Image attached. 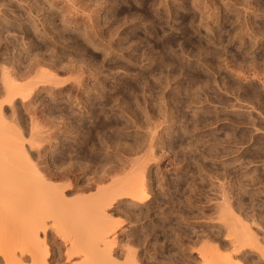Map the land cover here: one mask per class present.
Instances as JSON below:
<instances>
[{
	"label": "rangeland",
	"instance_id": "obj_1",
	"mask_svg": "<svg viewBox=\"0 0 264 264\" xmlns=\"http://www.w3.org/2000/svg\"><path fill=\"white\" fill-rule=\"evenodd\" d=\"M207 1H209V2L207 3ZM246 1L248 2L247 3L248 6L246 4ZM18 2H19V4H18ZM174 3L177 5V7ZM191 3H193L194 5ZM239 3H240V5H239ZM71 4H73V5H71ZM233 4H234V6H233ZM195 5H197V6H195ZM50 6H51V8H50ZM189 6H191V7H189ZM76 7H78V8H76ZM23 11H25V12H23ZM175 11L177 12V14ZM235 11H237V12L235 13ZM19 12H21V13H19ZM85 12H87L88 14ZM137 12H139L138 13L139 15L137 14ZM146 12L148 13V15ZM153 12H155V14ZM131 13H133L134 16L131 15ZM158 13H160V14H158ZM153 14H154V16H151ZM90 15H91V17H90ZM136 15H138V16H136ZM200 15H201L202 19L200 18ZM202 15H203V17H202ZM123 16H125V17H123ZM129 16H131V17H129ZM140 16H142V17H140ZM166 16L168 17V19ZM146 17H147V19H146ZM148 17H150V18L152 17V18L150 19ZM155 17H156V19H155ZM176 17L179 19H177ZM215 17H217V18H215ZM24 18H26L25 19L26 22H25ZM31 18H32V20H31ZM48 18H49V20H48ZM131 18L133 21L131 20ZM140 18H142V20ZM144 18H145V20H144ZM174 18H175V20H174ZM182 19H184V21ZM191 19L193 22L191 21ZM226 19H228V21ZM21 20H23V21H21ZM150 20H152V21H150ZM159 20H161V21H159ZM199 20H200V22H199ZM166 21H167V24H166ZM177 23H178V25H177ZM186 23L188 26L186 25ZM250 23L251 24L253 23V24L251 25ZM34 24H36V25H34ZM244 24L246 26H244ZM43 25H45V27ZM176 25H177V27H176ZM197 25H198V28H197ZM82 26L84 29L82 28ZM207 26H208V28H207ZM243 26L245 28H243ZM263 27H264V0H258V1L257 0H253V1L252 0L251 1L250 0H243V1L242 0H223V1L222 0H216V1L215 0H195V1L194 0H189V1L188 0H169V1L168 0H165V1H163V0H154V1L153 0H144V2H143V0H141V1H139V0H13V1L12 0H0V67L3 66V68H0L1 69V72H0V74H1L0 75V96L2 97L3 95H5L7 93L6 94V98H7L8 93H10V96H11V94L15 95L17 93L14 91H12L13 92L12 93L10 89H8V90H10L9 92L6 91L7 88L5 85H6V81L8 79L6 81H3V77H2L5 74H6L7 78H9V76L11 77V78H9V80L11 82L13 81L14 85L17 83L16 84L17 87L15 86L16 88H14L15 91L18 88L19 89L22 88L23 85L27 86L29 88L33 87V88H31V90L28 89V90H30L29 93L26 94L27 91L25 93L23 92L24 95L26 94L25 96L21 95L19 92V94L17 96H15L14 99L11 98V102H12L11 104H10V102H8L9 100H7V99H6L7 102H3L5 96H4V98L0 97V99H1L0 108L2 107L0 109V114H2V116L0 115V118H2L3 116L4 117L6 116L5 118L9 117V116L5 115V113L8 112V115H10V118H7V120L6 119H2V120L7 122L9 119L7 124H10L9 122L12 121L11 123H13L15 126L19 125L18 127H20V128L18 130L19 131L21 130L22 133L24 132L23 133V134H25V135H23L24 137H27V136L30 137V132H29L30 127L29 126H33V124L30 123L31 121H34L35 127L36 126L39 127V126H41V124H43V126L39 127V129L40 128L44 129L45 128L44 126L47 127L44 130L41 129L43 132L45 130L47 132V133L44 132L45 136H47V139H44L43 143H42L44 145L43 146V151H44L43 153L44 154L46 153V154H45V156L43 155L42 158L47 159V157L50 155L49 158L47 159V163L49 164L50 169L53 170V172L50 176V180L53 178L52 179L53 183L54 184L56 183L59 186H60V184L62 185V184H65L67 182L68 186L65 187L62 185L61 187L65 188L64 189V195H66L68 198L77 199L76 196H78V195L82 196V195H84V193H85L84 196H87L86 193L89 194V196H95L96 193L98 194V192L100 193V191H104V187L106 189V188L112 186L116 181L121 180V182L122 181L126 182L127 180L130 181V180H133L135 178H136L135 180H137L142 175L144 177L146 176L145 177L146 180L143 176H142L143 178L139 179L140 181L143 180L145 182V184L149 188H151V189H149L151 197L146 202H144V204L143 203L137 204L138 202H136L132 197H130V195L128 197L127 196L128 194H126V193H125L126 196L125 195L123 196V194H121V196H119V193L117 195V193L114 192V194L117 196V198H116V196H112L115 198L114 201H113V199L109 200L110 202L113 201L111 203L108 201L109 204H111V205H109L107 203L109 205V206L106 205L107 211L105 210L106 211L105 214L102 215V216H104L103 220H102L103 222L106 221L108 218L109 219H111V218L116 219V220L114 219V221L110 220L112 222V223H110L113 227V228L111 227L112 230L110 229L111 225H109V224H107L108 225L107 228H109V230H110L109 235L111 234V237L113 236L115 239L117 238L115 240V242L113 239L110 238V240L114 242L113 243L114 245H112V243L110 241V243L112 245L110 247L113 248L112 253H114L113 254L114 257L116 256V258H119V259H117V261H119V264L124 262L125 258H126V260H127V258H129V262L126 261L128 263L125 262V264H129L131 262L130 260H133L132 264H135L134 259H132V257H134L135 255L136 256L134 258L138 259V261H139V263L137 261L136 264L137 263L138 264H203V263L206 264L207 259H209L210 257H212V258L214 257L213 260L210 258L214 263L209 259L210 263H212V264L218 263L220 261V260H218V258L222 259V261L224 259V261H223L224 263H220V264H228V263L231 264L230 262H226V261H228L226 258L222 257L223 254L221 253V251L224 252V255H227L228 253L229 254L233 253V254H230V256L232 255L231 260H234V262L238 258L239 261H237V262H240L242 264H264V254H263L264 253V205H262V204H264V195H263L264 194V125H263L264 124V120H263L264 119V72H262V71H264V66H263L264 65V58H263L264 57V36H263L264 35V28ZM185 28H186V30H185ZM182 29H184V30H182ZM163 30H164V32H163ZM260 30H261V33H260ZM52 31H54V32H52ZM156 31H158V32H156ZM183 31H185L186 33L188 31V33L187 34L185 32L183 33ZM49 32H50V34H48ZM193 32H195V33H193ZM249 32H251L253 36L251 35V33L248 34ZM167 33H169L170 35ZM206 33H207V35H206ZM210 33H211V35H210ZM240 33H241V35L239 36ZM258 33L260 34L261 37L254 36V34L257 35ZM151 34H152V36H151ZM183 34H184V36H183ZM191 34H192V36H191ZM229 34H230V36H229ZM52 35H53V37H52ZM175 35H177V36L175 37ZM155 36H157V38ZM179 36H182V37L180 38ZM221 36H222V39H221ZM226 36H227V38H226ZM87 39H88V41H87ZM186 39L189 41H187ZM190 39H192V40H190ZM199 39H200V41H199ZM210 39H211V41H210ZM214 39H215V41H214ZM145 40H148V41H145ZM54 41H56V42H54ZM149 41H151V44ZM191 41H193V42H191ZM201 41H203L204 43ZM187 42H189V43H187ZM200 42L202 43V45H200ZM180 43H182V44H180ZM213 43H214V45H213ZM167 44H169V45H167ZM172 44H175V45H172ZM210 45H211V47H210ZM154 46H155V48H154ZM199 46H200V48H199ZM223 46H224V48H223ZM160 47L162 50L160 49ZM201 47L204 49L200 50ZM151 48L155 49V50H152ZM158 48H159V50H158ZM221 48H223V50ZM170 49H171V51H170ZM224 49H227L228 51L227 50L225 51ZM232 49H233V51H232ZM220 50H221V52H220ZM180 51H181V53H180ZM164 52H165V54H164ZM213 53L215 55H213ZM163 54L166 56H164ZM224 54L225 55L227 54V55L225 56ZM231 54H233L234 58H233V56H231ZM244 54H246L245 57L243 56ZM247 54H248V56H247ZM219 57L220 58L222 57V58L220 59ZM142 58L144 60H142ZM149 58H150V60H148ZM216 58H217V60H216ZM229 58H231V59H229ZM251 58H252V60H251ZM40 59H42L43 61ZM47 59L49 60V62ZM261 59H263V60L261 61ZM28 60H29V62H28ZM169 60H171L172 63ZM173 60H175V61H173ZM50 61H51V63H50ZM166 62H167V64H165ZM41 63H42L43 67H44V65H47V66H45V68L43 69V67L41 68ZM65 63H67L69 65L67 66V64H65ZM70 63H73V64L70 66ZM78 63H79V65H78ZM159 63H160V65H159ZM235 63H237V64H235ZM60 64H61V66H60ZM82 64H84L83 65L84 67L82 66ZM249 64H252V66ZM15 65H16V68H15ZM20 65H21V68L19 67ZM55 66H57L60 69H58ZM100 66H101V68H100ZM194 66H197V67H194ZM244 66H246V67L244 68ZM180 67H181V69H180ZM235 67H237L238 71L235 70L236 69ZM51 68H52V70H51ZM71 68L73 69V71H75L76 70L75 68H77V70H79V71H75L73 73ZM142 68H144L146 71ZM2 69H4V71ZM45 69L46 70L49 69L48 71L51 70L50 73H51V79L52 80H50V78L48 79V75H50V74H48L49 72L46 73L47 71L45 72L44 71ZM231 69H233V70H231ZM259 69H260V71H259ZM213 70H215V71H213ZM216 70H217V72H216ZM242 70H243V72H242ZM2 71L4 73H2ZM239 71H241V73ZM247 71H249V72H247ZM23 72L24 73L28 72V74L25 73V75H24ZM40 72L48 74V75L45 74L46 75L45 79L49 80L48 82L45 79L42 80L43 78L41 76H38L39 74H41ZM56 73H57V75H59L61 77L64 76L63 77L64 82L62 81L61 77H60L61 79L60 78L58 79V76L56 78L55 77L56 75L54 76L55 78L54 77L52 78V74L54 75ZM77 73H79V75H81V76H79ZM235 73H237V74H235ZM244 73H246V75ZM7 74H9V75L7 76ZM20 75L24 79H22L20 77ZM33 75H36L38 77V79L35 76H34V78H36L37 80L36 79L34 80L33 78H28V77H33ZM43 75L44 74H42V76ZM115 75L116 76L118 75V76L116 77ZM241 75H243L245 77L242 76L243 77L242 78ZM25 76H28V77L26 78ZM155 76H157V77H155ZM261 76H263V77L261 78ZM6 77L4 79H6ZM39 77L42 79H40ZM115 77H116V79H115ZM214 77H216V78H214ZM238 77H239V80H238ZM240 78H242V79H240ZM244 78H246V79L244 80ZM12 79H14L16 81V83ZM25 79H26V84L22 82V81H25ZM31 79L33 82L30 84ZM56 79H58V81ZM75 79H77L78 82H76ZM186 79H188V80H186ZM38 80H40V81H38ZM115 80H116V82H115ZM43 81H46V82H44V84L39 83V82H43ZM79 81H80V83H79ZM162 81H163V83H162ZM199 81H201V82H199ZM208 81H209V83H208ZM49 82H51V83H49ZM54 82L57 84H53ZM141 82L142 83L144 82V83L142 84ZM225 82H227V83H225ZM18 83L21 84L22 87L21 86L19 87ZM60 83L62 85H58ZM113 83H115V84H113ZM196 83H198V84L196 85ZM201 83H202V86H200ZM205 83H207V84H205ZM208 84H210V85H208ZM223 85H226L227 87L226 86L224 87ZM56 86H57V88H56ZM147 86H149V87L147 88ZM195 86H198L197 87L198 89H196ZM69 87H71V88H69ZM115 87H117V88H115ZM140 87H141V89H140ZM193 87H194V89H193ZM24 88H26V87H24ZM24 88L20 89V90L23 91ZM77 88L78 89L80 88V89L78 90ZM110 88H112V89H110ZM185 88H186V90H185ZM209 88H210V91L208 90ZM252 88H254V89H252ZM149 89H150V91H149ZM234 89H236V90H234ZM244 89H246V90H244ZM250 89H252V91ZM183 90H185V91H183ZM217 90H219V91H217ZM231 90H233V91H231ZM63 91H65V92H63ZM189 91H191V92H189ZM110 92L112 94L113 93L114 94L111 95ZM141 92H142V94H140ZM147 92H148V95H147ZM192 92H193V94H192ZM207 92H208V94H207ZM1 93H3V95ZM74 93H75V95H74ZM71 94H73V95H71ZM199 94L202 96H200ZM208 95H209V97H208ZM258 95H259V97H258ZM22 96H23L24 100L22 99ZM112 96L115 97L114 98L115 100L112 99ZM225 96H226V98H225ZM253 96H255V97H253ZM132 97H135V98L133 99ZM163 97H165V98H163ZM195 97H196V99H195ZM183 98H185V99L183 100ZM198 98L201 100H199ZM218 98H219V100H218ZM241 98L243 99V101ZM123 99H124V101H123ZM150 99L152 101H150ZM157 99H158V101H157ZM135 102H136V105H135ZM159 102H160V104H159ZM161 102L164 104H162ZM221 102H223L224 104ZM1 103H3V104H1ZM53 103H55V104H53ZM185 103H186V105H185ZM228 103L233 104L234 106L230 105ZM247 103H249L250 106ZM193 104H194V106H193ZM11 105L13 106V108ZM134 105L136 107H134ZM222 105H224V106H222ZM235 105H237L236 108H234ZM260 105H261V107H260ZM227 106H228V108H227ZM245 106H247L248 108ZM164 107H165V109H164ZM193 108H195V109H193ZM14 109H15V111H11ZM129 110L131 111V113ZM78 111H80V112H78ZM168 111H169V113H168ZM68 112H70V113H68ZM192 112H195V113H192ZM9 113H11L12 116ZM252 113H254V114H252ZM69 114L71 116H69ZM144 114H145V116H144ZM192 114L193 115L195 114L194 117ZM119 115L121 116V118ZM252 115H253V117H251ZM15 117H16V119H14ZM17 117L18 118L20 117L19 118L20 120ZM31 118H32V120H30ZM70 120H72V122ZM139 120H142V121H139ZM168 120H170V121H168ZM194 120H196L197 122ZM35 121H36V123L38 121L39 122L37 124H35ZM125 121H126V123H124ZM145 121H147L148 123ZM167 121H168V123H167ZM175 121H176V123H175ZM149 122L151 125L149 124ZM52 123H54L55 126ZM88 123H90V124H88ZM127 123L129 124V126ZM253 123H255V124H253ZM258 123H260V124H258ZM13 124H11V125H13ZM131 124H132V126H131ZM139 124H141L142 126ZM144 124H145V127H144ZM188 124H190L191 127ZM68 127H70V128H68ZM153 128H154V130H153ZM160 128H162V129H160ZM12 129H14V128H12ZM146 131H148V132H146ZM18 133L15 132V134H18ZM48 133H49V135H47ZM113 133L115 134V137H114ZM155 133H156V136H155ZM170 133H171V135H170ZM20 135H22V134H20ZM179 135H181V136H179ZM54 136H55V138H54ZM158 136H160V137H158ZM19 137H16V138H19ZM28 137H27L26 141L24 140L27 148H29L31 146L30 144H28L30 142H27L30 140V138L28 140ZM155 138L160 139V140L157 141ZM184 138H187V139H184ZM81 139H82V141H81ZM106 139H109V141ZM45 140H46V142H45ZM192 140H193L194 144H192ZM180 141H181V143H179ZM188 141H189V143H188ZM146 142H148V143H146ZM97 143H99V144H97ZM120 143H121V146H120ZM129 143H130V145H129ZM131 144H133V145H131ZM111 145H112V147H111ZM145 145H146V147H145ZM153 145H155V146H153ZM170 145H171V147H170ZM47 147H48V149H47ZM74 147H76V148H74ZM124 147H125V149H124ZM149 147L152 148L151 151H150ZM185 147H186V149H185ZM130 148H131V150H130ZM188 149H189V151H187ZM135 150H136V152H135ZM191 150H192V152H191ZM29 151L32 153L30 154ZM29 151H28L29 155L32 156V158H34V157L36 158V156L38 155L37 150L31 151V149H30ZM180 151H181V153H180ZM193 151H195V152H193ZM72 152H74V153H72ZM138 152H140V153L138 154ZM142 152L145 155H143ZM153 152H155V153H153ZM128 155H130V156H128ZM38 156H40V154ZM138 156H139V158H138ZM151 156H152V159H151ZM122 157H125L127 159H125V158L123 159ZM129 157H130L132 162L129 161L130 160ZM144 157H146V158H144ZM147 158H149V159H147ZM139 159H140V161L143 159L145 161L143 160L140 162ZM134 160L135 161L137 160L140 162V163L139 162L137 163L139 166H137L136 163H135L136 165L134 164L135 166L133 165V163L135 162ZM146 160H149V161H146ZM62 161H63L62 165L59 166L61 164L60 162H62ZM65 161H67V162H65ZM127 161H128V163H127ZM87 162H88V164H87ZM101 162L103 164H101ZM147 162H149V163H147ZM47 163H44V165L45 166L48 165ZM110 163H111V167L109 166ZM143 163H144V165H142ZM127 164H130V165L127 167ZM103 165H105V166H103ZM120 165H121V171L119 169V172H118L117 168H120ZM62 166H64V167H62ZM80 166H82V167L84 166V168H82ZM106 166H107V168H106ZM115 166L117 168H115ZM133 166H134L133 170L132 169L130 170V168ZM104 167H105V169H107V171H110V173L109 172L107 174L104 173L103 172V171H105ZM108 167H109V169H108ZM125 167H127L129 169L127 170ZM187 167H189V168L187 169ZM61 168H62V170L65 169V171L64 170L62 171ZM68 168H69V170H67ZM94 168H96V170ZM101 169H102V171H101ZM94 170H95V173H94ZM112 170H115V171L117 170V174H119V176L120 175L123 176V174L125 175L127 173H129L131 175L127 174L126 176L122 177L123 179L122 178L120 179L117 174L115 175V173H116L115 171H114L115 172L114 174L111 173ZM194 170H195V172H194ZM54 172L55 173L58 172L57 174H59L61 177L64 175L62 177V180H61V177L60 178L58 177L59 175H54L55 174ZM62 172H63V174H61ZM65 172H66V175L64 174ZM101 172L103 174H101ZM136 172L141 173V174L143 173V174L141 176H138V178H137V176L136 177L132 176V175H135L133 173H136ZM96 173L97 174L99 173L100 175H102L100 177H103L104 181L102 180V182H101L100 180H96L97 177H98L97 179H100L99 176H96ZM111 174L113 177L111 176ZM52 175H54V176L52 177ZM128 175H129L130 179L129 178L127 179ZM137 175H139V174H137ZM131 176H132V178H131ZM222 176H224V177H222ZM252 176H254V177H252ZM94 177H95V179H94ZM108 177H109V180H108ZM124 177H126L127 180H124L125 179ZM63 178L65 180V183H64ZM110 178H111V180L113 178H115L116 181L114 183L112 182V184H111ZM118 178H119V180H117ZM234 178H236V179H234ZM92 179H94V180H92ZM244 179H245V181H244ZM139 180H137V181H139ZM191 180H192V182L194 180V182L192 183ZM95 181H97L98 183ZM113 181H114V179H113ZM220 181H222V183ZM90 182H91L92 186L89 185ZM225 182L226 183L228 182V183L226 184ZM83 183H84V185H83ZM87 183H88V185H86ZM96 183H97V186H96ZM176 183H178V184H176ZM67 184H65V185H67ZM78 184H81L83 186L86 185L88 187H86L83 190L82 189L81 190L76 189ZM108 184H109V186L106 187V185H108ZM165 184H168V185H165ZM172 184L175 186H173ZM122 185H123L122 188H126V187H124L125 184H122ZM222 185L224 187H222ZM95 187H96V189H95ZM88 188H89V190H87ZM76 190L79 193H76ZM78 190H80V191H78ZM84 190H86V191H84ZM90 190L93 192H91ZM120 190H121V188H120ZM151 190H152V192H151ZM257 190H258V192H257ZM81 191H83L84 193H82ZM73 192L75 193V195H73L74 194ZM117 192H120V191H117ZM259 192H261L262 196L260 195ZM92 193H94V194L92 195ZM253 193L255 194V196L257 198L254 196ZM80 194H82V195H80ZM68 195H70V197ZM219 195H220V199H219ZM71 196H73V197H71ZM118 196L120 197L119 199H118ZM211 197L212 198L214 197V198L212 199ZM221 197H223L222 198L223 201L221 200ZM130 198H132L133 201ZM178 199H181L183 201L178 200ZM214 200H216V201L219 200V201H217L218 204ZM243 201L245 203H242ZM172 202H173V204H172ZM181 203H183V204L181 205ZM251 203H252V206L250 207ZM222 204H224V205H222ZM226 204H227V206H226ZM243 204H245V205L247 204V205L244 206ZM256 204L258 207L255 206ZM107 207H109V208L107 209ZM225 207H227V208H225ZM246 207H247V209H246ZM252 207H253V209H252L253 211L250 209ZM228 208H230V209H228ZM222 209H223V212H221ZM128 210L130 213L128 212ZM107 212L112 214V216L110 214H109L110 216H108ZM213 212H215L217 214V216ZM220 212H221L222 216H219ZM227 212H230V213H227ZM231 213H234V214H232V217H230ZM252 213H253V215H252ZM139 214H141V215H139ZM260 214H261V217L259 218ZM113 215L117 216V218L114 217ZM134 215H135V217H134ZM105 216L106 217L108 216V217L105 219ZM210 216L212 217V219L210 218ZM220 217H222L224 219V221L222 220L223 223L219 222L218 219H220ZM237 217H239V218H237ZM135 218H137V219H135ZM228 218H230V219H228ZM242 218H244V219H242ZM261 218H263V219H261ZM109 219L106 221V223H108ZM166 219H168V220H166ZM238 219H242L241 222H243V220H245L244 223H246L248 221L247 223L249 225H247V229H249L248 226H250L251 229L252 228L254 229V231L252 229L253 235H251L250 238L252 236L255 237L256 233L259 234L256 238H257V240H259V242L261 241L259 243L260 246H259V244H257V246L255 244H253L254 243L253 241H252L253 243L250 242L251 239L249 240V242H247L249 239V235H250V233L248 234V232H250L251 230L248 231L246 228H244V226H243L244 223L242 225ZM120 221H122V222H120ZM231 221H232V223H231ZM236 221H237V224H236ZM226 222L228 223V225ZM238 223H240L239 224L240 226L238 225ZM257 223L259 225H257ZM233 224L236 226H234ZM116 225H118V226H116ZM115 226H116V228H115ZM221 226L224 228H222ZM229 226H230V230H229ZM232 226H233V230L237 229V228H239V229L243 228L242 230H244L245 235H243L244 233L242 230L237 229V231L238 230L240 231V232H237L235 230V232L238 233V235H237L238 238H237L235 236L236 234L233 233L234 231L231 230ZM60 229H61L63 234H66L67 232L70 231V228H68L67 231L63 230V229H65V227H63V226ZM228 230H229V232H228ZM245 230H247V232ZM114 231H115L116 235L114 234ZM162 231H163V233H162ZM225 231H227V232H225ZM153 232H155V233H153ZM230 232L232 234H235L234 235L235 240H234V238L230 239L232 236V234ZM62 233L60 232L59 234H62ZM240 233L242 235H239ZM254 233H255V235H254ZM55 234H57V235H55ZM112 234H114V235H112ZM176 234L178 235V237ZM228 235H231V236H228ZM247 236H248V238H247ZM51 237H53V238H51ZM242 237H244V238H242ZM59 238L61 239V237H58L57 232H51L50 236L46 238V240L48 239V241H46V242H48L47 247L48 248L50 247L49 248L50 253L56 254V250L59 249L58 247L63 245L64 241L61 239L62 241L60 240V243H59ZM240 238H241V240H240ZM256 238L254 239V241H257ZM236 239H238V240H236ZM232 240H233V242H232ZM158 241H160V242H158ZM210 241H213V242H210ZM235 241H237V243L239 241V244L241 241L240 245L244 244L242 246H240L239 244H238L239 246L236 245V247H238L237 252H236V250L234 251V249L232 248V245L235 246V244H237ZM243 241H245V242L243 243ZM49 242H51L52 245H50L51 243H49ZM203 243H204V245H203ZM248 243L249 244L252 243L253 245L251 244L249 247ZM60 244H62V245H60ZM213 244H214V246H213ZM215 244L216 245L218 244V245L216 246ZM63 246H62L63 248L60 247L61 249L58 250V251L61 250L62 253L57 251V254H60V255L56 254V258H57V256H59L57 259L62 258V260H63L62 262H64V264H73V263L76 264V262H78V261L80 262L81 259L76 261V258L78 259L79 256H75L72 259L66 261L67 259H65L66 256H65V251H64L65 250V244ZM209 246H211L210 249H213V251L209 249ZM223 246H225V247H223ZM230 246L232 249L229 248ZM251 246H253L254 248ZM176 247H178V248H176ZM55 248H56V250H55ZM203 248L204 249L206 248L207 251L210 250V254H209V251L206 252V250H203ZM51 249H53V250H51ZM122 249L124 250V252ZM214 249H216L217 251H215ZM220 249H221V251H220ZM240 249H242V250H240ZM261 249H263V250H261ZM214 251L216 253H218L220 255V257H217L215 259L216 254ZM117 252H119V253H117ZM125 252L128 253V254L126 253L127 256L130 255L131 257L130 256L129 257H123ZM137 252H138V254H137ZM201 252H202V255H201ZM225 253H227V254H225ZM205 254H207L205 257H207L208 255H210V257L207 259L204 258L203 256ZM214 254H215V256H214ZM179 255H180V257H179ZM201 256L204 259H206V261L201 263V261L204 260ZM121 257H122V260L124 259L123 261L120 260ZM148 257H149V259H148ZM195 257H196V259H195ZM201 259H203V260H201ZM225 259H226V261H225ZM216 260H218V262H216ZM122 264H124V263H122ZM207 264H209V263H207Z\"/></svg>",
	"mask_w": 264,
	"mask_h": 264
},
{
	"label": "bare ground",
	"instance_id": "obj_2",
	"mask_svg": "<svg viewBox=\"0 0 264 264\" xmlns=\"http://www.w3.org/2000/svg\"><path fill=\"white\" fill-rule=\"evenodd\" d=\"M13 1V0H12ZM139 1H141V0H139ZM154 1V0H153ZM163 1H165V0H163ZM169 1V0H168ZM189 1V0H188ZM195 1V0H194ZM216 1V0H215ZM223 1V0H222ZM243 1V0H242ZM251 1V0H250ZM253 1V0H252ZM258 1V0H257ZM21 2V1H20ZM66 2V1H65ZM73 2V1H72ZM143 2H144V0H143ZM158 2V1H157ZM200 2V1H199ZM209 1H207V3H208ZM241 2V1H240ZM245 2V1H244ZM262 2V1H261ZM12 3V2H11ZM130 3V2H129ZM152 3V2H151ZM150 3V4H151ZM184 3V2H183ZM189 3V2H188ZM248 2L246 1V4H247ZM18 4H19V2H18ZM22 4V3H21ZM44 4V3H43ZM79 4V3H78ZM149 4V3H148ZM164 4V3H163ZM175 4V3H174ZM190 4V3H189ZM191 4H193V3H191ZM214 4V3H213ZM11 5V4H10ZM61 5V4H60ZM71 5H73V4H71ZM76 5V4H75ZM130 5V4H129ZM128 5V6H129ZM132 5V4H131ZM156 5V4H155ZM154 5V6H155ZM176 5V4H175ZM194 5V4H193ZM209 5V4H208ZM239 5H240V3H239ZM44 6V5H43ZM48 6V5H47ZM77 6V5H76ZM153 6V5H152ZM195 6H197V5H195ZM207 6V5H206ZM233 6H234V4H233ZM247 6H248V4H247ZM75 7V6H74ZM156 7V6H155ZM173 7V6H172ZM176 7H177V5H176ZM189 7H191V6H189ZM188 7V8H189ZM199 7V6H198ZM208 7V6H207ZM217 7V6H216ZM239 7V6H238ZM261 7V6H260ZM16 8V7H15ZM22 8V7H21ZM50 8H51V6H50ZM73 8V7H72ZM76 8H78V7H76ZM180 8V7H179ZM182 8V7H181ZM212 8V7H211ZM214 8V7H213ZM244 8V7H243ZM246 8V7H245ZM155 9V8H154ZM158 9V8H157ZM165 9V8H164ZM192 9V8H191ZM249 9V8H248ZM251 9V8H250ZM142 10V9H141ZM153 10V9H152ZM189 10V9H188ZM203 10V9H202ZM240 10V9H239ZM262 10V9H261ZM29 11V10H28ZM139 11V10H138ZM154 11V10H153ZM172 11V10H171ZM181 11V10H180ZM196 11V10H195ZM208 11V10H207ZM227 11V10H226ZM242 11V10H241ZM240 11V12H241ZM23 12H25V11H23ZM51 12V11H50ZM130 12V11H129ZM132 12V11H131ZM156 12V11H155ZM155 12H153L154 14H155ZM161 12V11H160ZM163 12V11H162ZM176 12V11H175ZM211 12V11H210ZM219 12V11H218ZM230 12V11H229ZM237 11H235V13H236ZM3 13V12H2ZM19 13H21V12H19ZM83 13V12H82ZM85 13H87V12H85ZM139 12H137V14H138ZM143 13V12H142ZM147 13V12H146ZM152 13V12H151ZM166 13V12H165ZM168 13V12H167ZM173 13V12H172ZM215 13V12H214ZM244 13V12H243ZM25 14V13H24ZM88 14V13H87ZM154 14L153 15H151V16H154ZM158 14H160V13H158ZM169 14V13H168ZM176 14H177V12H176ZM183 14V13H182ZM189 14V13H188ZM218 14V13H217ZM241 14V13H240ZM248 14V13H247ZM131 15H133V13H131ZM139 15V14H138ZM138 15H136V16H138ZM142 15V14H141ZM145 15V14H144ZM147 15H148V13H147ZM146 15V16H147ZM163 15V14H162ZM193 15V14H192ZM211 15V14H210ZM228 15V14H227ZM232 15V14H231ZM33 16V15H32ZM89 16V15H88ZM134 16V15H133ZM195 16V15H194ZM193 16V17H194ZM198 16V15H197ZM224 16V15H223ZM222 16V17H223ZM237 16V15H236ZM247 16V15H246ZM19 17V16H18ZM74 17V16H73ZM90 17H91V15H90ZM123 17H125V16H123ZM128 17V16H127ZM129 17H131V16H129ZM140 17H142V16H140ZM167 17V16H166ZM165 17V18H166ZM178 17V16H177ZM176 17V18H177ZM196 17V16H195ZM202 17H203V15H202ZM228 17V16H227ZM233 17V16H232ZM243 17V16H242ZM250 17V16H249ZM88 18V17H87ZM137 18V17H136ZM148 18H150V17H148ZM152 18V17H151ZM150 18V19H151ZM199 18V17H198ZM200 18H201V15H200ZM215 18H217V17H215ZM234 18V17H233ZM26 18H24V20H25ZM130 19V18H129ZM141 20H142V18H140ZM146 19H147V17H146ZM154 19V18H153ZM152 19V20H153ZM155 19H156V17H155ZM161 19V18H160ZM167 19H168V17H167ZM177 19H179V18H177ZM176 19V20H177ZM187 19V18H186ZM202 19V18H201ZM231 19V18H230ZM242 19V18H241ZM31 20H32V18H31ZM47 20V19H46ZM48 20H49V18H48ZM87 20V19H86ZM90 20V19H89ZM92 20V19H91ZM124 20V19H123ZM131 20H132V18H131ZM144 20H145V18H144ZM152 20H150V21H152ZM174 20H175V18H174ZM183 21H184V19H182ZM198 20V19H197ZM210 20V19H209ZM227 21H228V19H226ZM238 20V19H237ZM250 20V19H249ZM21 21H23V20H21ZM20 21V22H21ZM51 21V20H50ZM88 21V20H87ZM121 21V20H120ZM125 21V20H124ZM133 21V20H132ZM131 21V22H132ZM135 21V20H134ZM159 21H161V20H159ZM168 21V20H167ZM167 21H166V24H167ZM191 21H192V19H191ZM204 21V20H203ZM223 21V20H222ZM235 21V20H234ZM245 21V20H244ZM243 21V22H244ZM25 22H26V20H25ZM31 22V21H30ZM47 22V21H46ZM77 22V21H76ZM122 22V21H121ZM148 22V21H147ZM193 22V21H192ZM197 22V21H196ZM199 22H200V20H199ZM236 22V21H235ZM234 22V23H235ZM256 22V21H255ZM34 23V22H33ZM52 23V22H51ZM84 23V22H83ZM93 23V22H92ZM128 23V22H127ZM157 23V22H156ZM165 23V22H164ZM173 23V22H172ZM180 23V22H179ZM191 23V22H190ZM195 23V22H194ZM198 23V22H197ZM233 23V22H232ZM246 23V22H245ZM254 23V22H253ZM252 23V24H253ZM257 23V22H256ZM255 23V24H256ZM85 24V23H84ZM97 24V23H96ZM119 24V23H118ZM125 24V23H124ZM155 24V23H154ZM162 24V23H161ZM189 24V23H188ZM196 24V23H195ZM202 24V23H201ZM225 24V23H224ZM237 24V23H236ZM251 24V23H250ZM251 24V25H252ZM263 24V23H262ZM34 25H36V24H34ZM177 25H178V23H177ZM177 25H176V27H177ZM186 25H187V23H186ZM227 25V24H226ZM44 27H45V25H43ZM49 26V25H48ZM148 26V25H147ZM188 26V25H187ZM196 26V25H195ZM240 26V25H239ZM244 26H246L245 24H244ZM243 26V28H245ZM27 27V26H26ZM35 27V26H34ZM53 27V26H52ZM86 27V26H85ZM156 27V26H155ZM173 27V26H172ZM180 27V26H179ZM222 27V26H221ZM230 27V26H229ZM228 27V28H229ZM250 27V26H249ZM29 28V27H28ZM31 28V27H30ZM39 28V27H38ZM41 28V27H40ZM82 28H83V26H82ZM151 28V27H150ZM197 28H198V25H197ZM207 28H208V26H207ZM238 28V27H237ZM256 28V27H255ZM259 28V27H258ZM264 28V27H263ZM36 29V28H35ZM46 29V28H45ZM84 29V28H83ZM191 29V28H190ZM211 29V28H210ZM222 29V28H221ZM234 29V28H233ZM236 29V28H235ZM261 29V28H260ZM37 30V29H36ZM44 30V29H43ZM97 30V29H96ZM151 30V29H150ZM157 30V29H156ZM171 30V29H170ZM182 30H184V29H182ZM185 30H186V28H185ZM195 30V29H194ZM201 30V29H200ZM229 30V29H228ZM239 30V29H238ZM257 30V29H256ZM47 31V30H46ZM83 31V30H82ZM85 31V30H84ZM94 31V30H93ZM99 31V30H98ZM152 31V30H151ZM169 31V30H168ZM167 31V32H168ZM177 31V30H176ZM193 31V30H192ZM198 31V30H197ZM230 31V30H229ZM243 31V30H242ZM247 31V30H246ZM245 31V32H246ZM254 31V30H253ZM37 32V31H36ZM39 32V31H38ZM52 32H54V31H52ZM90 32V31H89ZM156 32H158V31H156ZM163 32H164V30H163ZM170 32V31H169ZM175 32V31H174ZM178 32V31H177ZM185 31H183V33H184ZM199 32V31H198ZM197 32V33H198ZM208 32V31H207ZM41 33V32H40ZM86 33V32H85ZM84 33V34H85ZM101 33V32H100ZM151 33V32H150ZM181 33V32H180ZM186 33V32H185ZM187 33H188V31H187ZM186 33V34H187ZM190 33V32H189ZM193 33H195V32H193ZM230 33V32H229ZM251 32H249L248 34H250ZM260 33H261V30H260ZM263 33V32H262ZM48 34H50V32L48 33ZM91 34V33H90ZM155 34V33H154ZM164 34V33H163ZM167 34H169V33H167ZM166 34V35H167ZM172 34V33H171ZM176 34V33H175ZM178 34V33H177ZM243 34V33H242ZM247 34V33H246ZM259 34V33H258ZM256 35V34H254V36H258V37H261L260 36V34L259 35ZM87 35V34H86ZM100 35V34H99ZM149 35V34H148ZM158 35V34H157ZM162 35V34H161ZM160 35V36H161ZM170 35V34H169ZM206 35H207V33H206ZM210 35H211V33H210ZM234 35V34H233ZM241 35V33L239 34V36ZM251 35H252V33H251ZM59 36V35H58ZM98 36V35H97ZM151 36H152V34H151ZM177 35H175V37H176ZM183 36H184V34H183ZM191 36H192V34H191ZM220 36V35H219ZM229 36H230V34H229ZM249 36V35H248ZM253 36V35H252ZM264 36V35H263ZM52 37H53V35H52ZM149 37V36H148ZM156 38H157V36H155ZM162 37V36H161ZM172 37V36H171ZM180 38L182 37V36H179ZM196 37V36H195ZM218 37V36H217ZM234 37V36H233ZM91 38V37H90ZM104 38V37H103ZM191 38V37H190ZM197 38V37H196ZM199 38V37H198ZM205 38V37H204ZM211 38V37H210ZM226 38H227V36H226ZM86 39V38H85ZM146 39V38H145ZM177 39V38H176ZM183 39V38H182ZM202 39V38H201ZM219 39V38H218ZM221 39H222V36H221ZM225 39V38H224ZM241 39V38H240ZM256 39V38H255ZM102 40V39H101ZM168 40V39H167ZM173 40V39H172ZM187 40V39H186ZM190 40H192V39H190ZM208 40V39H207ZM220 40V39H219ZM229 40V39H228ZM227 40V41H228ZM231 40V39H230ZM259 40V39H258ZM87 41H88V39H87ZM98 41V40H97ZM143 41V40H142ZM145 41H148V40H145ZM152 41V40H151ZM151 41H149L150 42V44H151ZM166 41V40H165ZM177 41V40H176ZM180 41V40H179ZM185 41V40H184ZM187 41H189V40H187ZM199 41H200V39H199ZM210 41H211V39H210ZM214 41H215V39H214ZM217 41V40H216ZM221 41V40H220ZM54 42H56V41H54ZM95 42V41H94ZM101 42V41H100ZM99 42V43H100ZM104 42V41H103ZM183 42V41H182ZM191 42H193V41H191ZM201 42H203V41H201ZM200 42V45H202V43ZM208 42V41H207ZM229 42V41H228ZM231 42V41H230ZM241 42V41H240ZM50 43V42H49ZM89 43V42H88ZM96 43V42H95ZM134 43V42H133ZM187 43H189V42H187ZM204 43V42H203ZM234 43V42H233ZM236 43V42H235ZM255 43V42H254ZM263 43V42H262ZM141 44V43H140ZM171 44V43H170ZM180 44H182V43H180ZM199 44V43H198ZM207 44V43H206ZM210 44V43H209ZM221 44V43H220ZM219 44V45H220ZM53 45V44H52ZM106 45V44H105ZM167 45H169V44H167ZM172 45H175V44H172ZM184 45V44H183ZM182 45V46H183ZM197 45V44H196ZM195 45V46H196ZM213 45H214V43H213ZM216 45V44H215ZM222 45V44H221ZM99 46V45H98ZM141 46V45H140ZM150 46V45H149ZM177 46V45H176ZM175 46V47H176ZM188 46V45H187ZM198 46V45H197ZM225 46V45H224ZM224 46H223V48H224ZM239 46V45H238ZM252 46V45H251ZM169 47V46H168ZM210 47H211V45H210ZM144 48V47H143ZM153 48V47H152ZM151 48V49H152ZM154 48H155V46H154ZM163 48V47H162ZM195 48V47H194ZM199 48H200V46H199ZM223 48H221L222 50H223ZM248 48V47H247ZM257 48V47H256ZM160 49H161V47H160ZM179 49V48H178ZM187 49V48H186ZM198 49V48H197ZM202 49H204V48H202L201 47V49L200 50H202ZM207 49V48H206ZM220 49V48H219ZM230 49V48H229ZM244 49V48H243ZM259 49V48H258ZM152 50H155V49H152ZM158 50H159V48H158ZM162 50V49H161ZM160 50V51H161ZM214 50V49H213ZM217 50V49H216ZM215 50V51H216ZM225 51L227 50V49H224ZM242 50V49H241ZM27 51V50H26ZM170 51H171V49H170ZM185 51V50H184ZM228 51V50H227ZM231 51V50H230ZM232 51H233V49H232ZM261 51V50H260ZM153 52V51H152ZM163 52V51H162ZM186 52V51H185ZM220 52H221V50H220ZM223 52V51H222ZM247 52V51H246ZM255 52V51H254ZM109 53V52H108ZM149 53V52H148ZM151 53V52H150ZM155 53V52H154ZM177 53V52H176ZM180 53H181V51H180ZM188 53V52H187ZM186 53V54H187ZM218 53V52H217ZM226 53V52H225ZM245 53V52H244ZM42 54V53H41ZM164 54H165V52H164ZM163 54V55H164ZM201 54V53H200ZM220 54V53H219ZM218 54V55H219ZM146 55V54H145ZM168 55V54H167ZM172 55V54H171ZM185 55V54H184ZM210 55V54H209ZM213 55H215L214 53H213ZM221 55V54H220ZM225 55V54H224ZM227 55V54H226ZM225 55V56H226ZM242 55V54H241ZM245 55L246 54H244L243 56L245 57ZM24 56V55H23ZM43 56V55H42ZM148 56V55H147ZM161 56V55H160ZM164 56H166V55H164ZM189 56V55H188ZM191 56V55H190ZM231 56H233V54H231ZM247 56H248V54H247ZM252 56V55H251ZM254 56V55H253ZM50 57V56H49ZM168 57V56H167ZM177 57V56H176ZM187 57V56H186ZM209 57V56H208ZM215 57V56H214ZM250 57V56H249ZM259 57V56H258ZM32 58V57H31ZM40 58V57H39ZM42 58V57H41ZM145 58V57H144ZM182 58V57H181ZM202 58V57H201ZM220 58V57H219ZM222 58V57H221ZM220 58V59H221ZM233 58H234V56H233ZM264 58V57H263ZM26 59V58H25ZM163 59V58H162ZM214 59V58H213ZM229 59H231V58H229ZM250 59V58H249ZM40 60H42V59H40ZM48 60V59H47ZM46 60V61H47ZM142 60H144L143 58H142ZM148 60H150V58L148 59ZM154 60V59H153ZM176 60V59H175ZM175 60H173V61H175ZM212 60V59H211ZM215 60V59H214ZM216 60H217V58H216ZM227 60V59H226ZM233 60V59H232ZM251 60H252V58H251ZM257 60V59H256ZM263 59H261V61H262ZM27 61V60H26ZM43 61V60H42ZM53 61V60H52ZM131 61V60H130ZM162 61V60H161ZM170 62H171V60H169ZM195 61V60H194ZM205 61V60H204ZM224 61V60H223ZM234 61V60H233ZM248 61V60H247ZM254 61V60H253ZM28 62H29V60H28ZM48 62H49V60H48ZM67 62V61H66ZM152 62V61H151ZM192 62V61H191ZM202 62V61H201ZM211 62V61H210ZM238 62V61H237ZM249 62V61H248ZM256 62V61H255ZM43 63V62H42ZM42 63H41V68L43 67L42 66ZM50 63H51V61H50ZM56 63V62H55ZM68 63V62H67ZM67 63H65V64H67ZM74 63V62H73ZM73 63H70V66L73 64ZM149 63V62H148ZM169 63V62H168ZM172 63V62H171ZM190 63V62H189ZM193 63V62H192ZM223 63V62H222ZM243 63V62H242ZM263 63V62H262ZM26 64V63H25ZM64 64V63H63ZM151 64V63H150ZM158 64V63H157ZM164 64V63H163ZM165 64H167V62L165 63ZM179 64V63H178ZM191 64V63H190ZM205 64V63H204ZM208 64V63H207ZM221 64V63H220ZM227 64V63H226ZM235 64H237V63H235ZM253 64V63H252ZM252 64H249V65H251L252 66ZM3 65V64H2ZM49 65V64H48ZM52 65V64H51ZM69 64H67V66H68ZM78 65H79V63H78ZM84 64H82V66H83ZM95 65V64H94ZM159 65H160V63H159ZM200 65V64H199ZM9 66V65H8ZM18 66V65H17ZM27 66V65H26ZM45 66H47V65H44V67H43V69L45 68ZM50 66V65H49ZM60 66H61V64H60ZM63 66V65H62ZM65 66V65H64ZM66 66V67H67ZM143 66V65H142ZM166 66V65H165ZM181 66V65H180ZM187 66V65H186ZM209 66V65H208ZM227 66V65H226ZM234 66V65H233ZM236 66V65H235ZM248 66V65H247ZM255 66V65H254ZM264 66V65H263ZM6 67V66H5ZM13 67V66H12ZM20 68H21V65L19 66ZM51 67V66H50ZM55 67H57V66H55ZM54 67V68H55ZM84 67V66H83ZM140 67V66H139ZM179 67V66H178ZM194 67H197V66H194ZM211 67V66H210ZM214 67V66H213ZM229 67V66H228ZM227 67V68H228ZM246 66H244V68H245ZM260 67V66H259ZM0 68H3V66H1ZM9 68V67H8ZM15 68H16V65H15ZM47 68V67H46ZM58 68V67H57ZM74 68V67H73ZM100 68H101V66H100ZM147 68V67H146ZM209 68V67H208ZM220 68V67H219ZM223 68V67H222ZM236 69L235 70H237L238 71V69H237V67H235ZM239 68V67H238ZM243 68V69H244ZM252 68V67H251ZM250 68V69H251ZM262 68V67H261ZM19 69V68H18ZM25 69V68H24ZM58 69H60V68H58ZM70 69V68H69ZM72 69V68H71ZM76 70L75 71H79V70H77V68H75ZM79 69V68H78ZM88 69V68H87ZM92 69V68H91ZM98 69V68H97ZM140 69V68H139ZM138 69V70H139ZM142 69H144V68H142ZM141 69V70H142ZM152 69V68H151ZM180 69H181V67H180ZM199 69V68H198ZM210 69V68H209ZM221 69V68H220ZM225 69V68H224ZM253 69V68H252ZM251 69V70H252ZM263 69V68H262ZM3 71H4V69H2ZM7 70V69H6ZM5 70V71H6ZM17 70V69H16ZM49 70V69H48ZM48 70H44L46 73H48V74H50V75H48V74H46V73H43V72H40L41 74H39L38 76H41L42 78H40V79H42V80H44L45 79V77H46V75H48V79L50 78V80H52L51 79V73H50V71L52 70V68H51V70L50 71H48ZM56 70V69H55ZM145 70V69H144ZM148 70V69H147ZM188 70V69H187ZM190 70V69H189ZM231 70H233V69H231ZM248 70V69H247ZM250 70V71H251ZM2 71V73H4ZM15 71V70H14ZM26 71V70H25ZM57 71V70H56ZM72 71H73V69H72ZM71 71V72H72ZM75 71H73V73L75 72ZM106 71V70H105ZM113 71V70H112ZM146 71V70H145ZM213 71H215V70H213ZM256 71V70H255ZM259 71H260V69H259ZM262 71V70H261ZM0 72H1V69H0ZM13 72V71H12ZM20 72V71H19ZM117 72V71H116ZM141 72V71H140ZM189 72V71H188ZM194 72V71H193ZM196 72V71H195ZM202 72V71H201ZM216 72H217V70H216ZM240 73H241V71H239ZM242 72H243V70H242ZM245 72V71H244ZM247 72H249V71H247ZM262 72H264V71H262ZM6 73V72H5ZM26 73V72H25ZM25 73L23 72V74L25 75ZM83 73V72H82ZM81 73V74H82ZM85 73V72H84ZM119 73V72H118ZM117 73V74H118ZM175 73V72H174ZM251 73V72H250ZM20 74V73H19ZM26 74H28V72L26 73ZM42 74H46L45 76L43 75L42 76ZM60 74V73H59ZM69 74V73H68ZM78 75H79V73H77ZM185 74V73H184ZM199 74V73H198ZM213 74V73H212ZM235 74H237V73H235ZM234 74V75H235ZM245 75H246V73H244ZM259 74V73H258ZM1 75V74H0ZM9 74H7V76H8ZM30 75V74H29ZM56 75V76H55ZM73 75V74H72ZM107 75V74H106ZM113 75V74H112ZM143 75V74H142ZM147 75V74H146ZM166 75V74H165ZM164 75V76H165ZM187 75V74H186ZM189 75V74H188ZM262 75V74H261ZM5 77H6V74L4 75ZM4 76H2L3 77V81H6L7 79L9 80V78H11L10 76H9V78H7L6 77V79H4L5 77ZM23 76V75H22ZM32 76V75H31ZM34 76L38 79V77L36 76V75H33V77H28V76H25L26 78L28 77V78H33L34 80L36 79V78H34ZM50 76V77H49ZM56 77L57 78V76H58V79L61 77V76H59V75H57V73L56 74H52V78L53 77ZM68 76V75H67ZM79 76H81V75H79ZM97 76V75H96ZM103 76V75H102ZM116 76V75H115ZM118 76V75H117ZM116 76V77H117ZM144 76V75H143ZM202 76V75H201ZM200 76V77H201ZM243 75H241V77H242ZM20 77H21V75H20ZM19 77V78H20ZM54 77V78H55ZM64 77V76H63ZM63 77H61L62 78V81H63ZM71 77V76H70ZM75 77V76H74ZM101 77V76H100ZM116 77H115V79H116ZM140 77V76H139ZM146 77V76H145ZM149 77V76H148ZM155 77H157V76H155ZM161 77V76H160ZM166 77V76H165ZM193 77V76H192ZM199 77V76H198ZM237 77V76H236ZM240 77V76H239ZM239 77H238V80H239ZM243 77H245V76H243ZM242 77V78H243ZM263 76H261V78H262ZM22 78V77H21ZM60 78V79H61ZM69 78V77H68ZM77 78V77H76ZM80 78V77H79ZM82 78V77H81ZM106 78V77H105ZM126 78V77H125ZM141 78V77H140ZM150 78V77H149ZM159 78V77H158ZM194 78V77H193ZM202 78V77H201ZM214 78H216V77H214ZM242 78H240V79H242ZM247 78V77H246ZM246 78H244V80L246 79ZM250 78V77H249ZM259 78V77H258ZM22 79H24V78H22ZM21 79V80H22ZM36 79V80H37ZM58 79H56L57 81H58ZM119 79V78H118ZM145 79V78H144ZM190 79V78H189ZM212 79V78H211ZM257 79V78H256ZM6 81V88H7V90L6 91H10L11 90V92L12 91H14V92H17L15 95L14 94H11V96H10V93H8V95H7V98H6V94L5 95H3V93H1L3 96V98H4V96H5V98H4V100H3V102H7L6 101V99L7 100H9L8 102H10V104L12 103L11 102V98H15V96H17L18 94H19V92H20V94L21 95H23V96H25L27 93H29V91L31 90V88H33V87H27V86H24L23 85V87L21 86V84H19L18 83V86L20 87H22V88H20V89H23L24 87H26V88H24V90L23 91H21L19 88L18 89H16V91H15V89L14 88H16L17 87V83H16V81L14 80V79H12V80H14L15 81V85H14V82L12 83L10 80L9 81ZM47 82L49 81V80H47V79H45ZM54 80V79H53ZM55 80V81H56ZM76 80V82H78L77 81V79H75ZM85 80V79H84ZM114 80V79H113ZM146 80V79H145ZM163 80V79H162ZM186 80H188V79H186ZM202 80V79H201ZM218 80V79H217ZM232 80V79H231ZM259 80V79H258ZM28 81V80H27ZM31 81V82H30ZM29 82H30V84L33 82L32 81V79L30 80ZM38 81H40V80H38ZM46 81H43V82H39V83H43L44 84V82H46ZM61 81V82H62ZM82 81V80H81ZM141 81V80H140ZM191 81V80H190ZM189 81V82H190ZM197 81V80H196ZM210 81V80H209ZM209 81H208V83H209ZM214 81V80H213ZM230 81V80H229ZM237 81V80H236ZM252 81V80H251ZM262 81V80H261ZM23 83H25L26 84V79H25V81H22ZM53 82V81H52ZM64 82V81H63ZM66 82V81H65ZM115 82H116V80H115ZM148 82V81H147ZM188 82V81H187ZM194 82V81H193ZM199 82H201V81H199ZM207 82V81H206ZM235 82V81H234ZM238 82V81H237ZM257 82V81H256ZM28 83V82H27ZM37 83V82H36ZM49 83H51V82H49ZM79 83H80V81H79ZM83 83V82H82ZM87 83V82H86ZM91 83V82H90ZM89 83V84H90ZM103 83V82H102ZM108 83V82H107ZM142 83V82H141ZM144 83V82H143ZM142 83V84H143ZM158 83V82H157ZM162 83H163V81H162ZM195 83V82H194ZM203 83V82H202ZM202 83H201V85L200 86H202ZM216 83V82H215ZM219 83V82H218ZM225 83H227V82H225ZM231 83V82H230ZM4 84V83H3ZM34 84V83H33ZM53 84H57V83H53ZM78 84V83H77ZM94 84V83H93ZM100 84V83H99ZM113 84H115V83H113ZM149 84V83H148ZM186 84V83H185ZM198 83H196V85H197ZM205 84H207V83H205ZM222 84V83H221ZM235 84V83H234ZM241 84V83H240ZM28 85V84H27ZM38 85V84H37ZM36 85V86H37ZM50 85V84H49ZM58 85H62L61 83L60 84H58ZM92 85V84H91ZM95 85V84H94ZM101 85V84H100ZM192 85V84H191ZM204 85V84H203ZM208 85H210V84H208ZM207 85V86H208ZM236 85V84H235ZM16 86V87H15ZM51 86V85H50ZM74 86V85H73ZM86 86V85H85ZM102 86V85H101ZM116 86V85H115ZM143 86V85H142ZM146 86V85H145ZM186 86V85H185ZM189 86V85H188ZM206 86V87H207ZM224 87L226 86V85H223ZM231 86V85H230ZM229 86V87H230ZM258 86V85H257ZM41 87V86H40ZM55 87V86H54ZM68 87V86H67ZM149 86H147V88H148ZM184 87V86H183ZM182 87V88H183ZM198 86H195V88L196 89H198L197 88ZM209 87V86H208ZM207 87V88H208ZM215 87V86H214ZM221 87V86H220ZM227 87V86H226ZM228 87V88H229ZM232 87V86H231ZM247 87V86H246ZM56 88H57V86H56ZM59 88V87H58ZM69 88H71V87H69ZM89 88V87H88ZM87 88V89H88ZM101 88V87H100ZM115 88H117V87H115ZM205 88V87H204ZM234 88V87H233ZM8 89H10V90H8ZM13 89V90H12ZM28 89H30V90H28ZM46 89V88H45ZM51 89V88H50ZM78 89V88H77ZM80 89V88H79ZM78 89V90H79ZM91 89V88H90ZM97 89V88H96ZM110 89H112V88H110ZM140 89H141V87H140ZM146 89V88H145ZM152 89V88H151ZM188 89V88H187ZM193 89H194V87H193ZM221 89V88H220ZM223 89V88H222ZM225 89V88H224ZM239 89V88H238ZM247 89V88H246ZM246 89H244V90H246ZM252 89H254V88H252ZM252 89H250L251 91H252ZM259 89V88H258ZM19 90V91H18ZM89 90V89H88ZM102 90V89H101ZM144 90V89H143ZM181 90V89H180ZM185 90H186V88H185ZM185 90H183V91H185ZM190 90V89H189ZM209 91H210V88L208 89ZM214 90V89H213ZM234 90H236V89H234ZM260 90V89H259ZM27 91V92H26ZM36 91V90H35ZM61 91V90H60ZM72 91V90H71ZM97 91V90H96ZM100 91V90H99ZM98 91V92H99ZM111 91V90H110ZM113 91V90H112ZM116 91V90H115ZM149 91H150V89H149ZM188 91V90H187ZM193 91V90H192ZM196 91V90H195ZM217 91H219V90H217ZM231 91H233V90H231ZM230 91V92H231ZM26 92V94L24 95V93ZM54 92V91H53ZM63 92H65V91H63ZM67 92V91H66ZM84 92V91H83ZM153 92V91H152ZM181 92V91H180ZM189 92H191V91H189ZM237 92V91H236ZM248 92V91H247ZM13 93V92H12ZM105 93V92H104ZM111 93V92H110ZM144 93V92H143ZM146 93V92H145ZM154 93V92H153ZM206 93V92H205ZM218 93V92H217ZM227 93V92H226ZM232 93V92H231ZM235 93V92H234ZM54 94V93H53ZM57 94V93H56ZM81 94V93H80ZM114 94V93H113ZM112 93H111V95H113ZM117 94V93H116ZM140 94H142V92L140 93ZM182 94V93H181ZM192 94H193V92H192ZM207 94H208V92H207ZM210 94V93H209ZM249 94V93H248ZM254 94V93H253ZM71 95H73V94H71ZM74 95H75V93H74ZM147 95H148V92H147ZM195 95V94H194ZM200 95V94H199ZM217 95V94H216ZM221 95V94H220ZM256 95V94H255ZM10 96V97H9ZM13 96V97H12ZM23 96H22V99H23ZM78 96V95H77ZM81 96V95H80ZM98 96V95H97ZM100 96V95H99ZM102 96V95H101ZM136 96V95H135ZM138 96V95H137ZM145 96V95H144ZM187 96V95H186ZM192 96V95H191ZM196 96V95H195ZM200 96H202V95H200ZM204 96V95H203ZM219 96V95H218ZM222 96V95H221ZM224 96V95H223ZM251 96V95H250ZM1 97V96H0ZM1 97V98H2ZM9 97V98H8ZM21 97V96H20ZM75 97V96H74ZM110 97V96H109ZM119 97V96H118ZM161 97V96H160ZM183 97V96H182ZM199 97V96H198ZM208 97H209V95H208ZM212 97V96H211ZM247 97V96H246ZM253 97H255V96H253ZM258 97H259V95H258ZM115 97H113L112 96V99L113 100H115L114 99ZM133 99L135 98V97H132ZM138 98V97H137ZM136 98V99H137ZM163 98H165V97H163ZM204 98V97H203ZM221 98V97H220ZM225 98H226V96H225ZM224 98V99H225ZM230 98V97H229ZM237 98V97H236ZM243 98V97H242ZM241 98V99H242ZM72 99V98H71ZM111 99V98H110ZM117 99V98H116ZM121 99V98H120ZM142 99V98H141ZM149 99V98H148ZM153 99V98H152ZM185 98H183V100H184ZM187 99V98H186ZM195 99H196V97H195ZM199 99V98H198ZM207 99V98H206ZM244 99V98H243ZM243 99H242V101H243ZM24 100V99H23ZM88 100V99H87ZM130 100V99H129ZM138 100V99H137ZM155 100V99H154ZM188 100V99H187ZM199 100H201V99H199ZM211 100V99H210ZM218 100H219V98H218ZM222 100V99H221ZM234 100V99H233ZM232 100V101H233ZM250 100V99H249ZM256 100V99H255ZM13 101V100H12ZM18 101V100H17ZM55 101V100H54ZM75 101V100H74ZM122 101V100H121ZM123 101H124V99H123ZM139 101V100H138ZM150 101H152L151 99H150ZM157 101H158V99H157ZM164 101V100H163ZM197 101V100H196ZM238 101V100H237ZM245 101V100H244ZM253 101V100H252ZM0 102H1V99H0ZM32 102V101H31ZM87 102V101H86ZM100 102V101H99ZM113 102V101H112ZM144 102V101H143ZM168 102V101H167ZM195 102V101H194ZM227 102V101H226ZM230 102V101H229ZM236 102V101H235ZM255 102V101H254ZM259 102V101H258ZM17 103V102H16ZM114 103V102H113ZM118 103V102H117ZM162 103V102H161ZM183 103V102H182ZM189 103V102H188ZM197 103V102H196ZM221 103H223V102H221ZM234 103V102H233ZM246 103V102H245ZM1 104H3V103H1ZM9 104V105H10ZM53 104H55V103H53ZM111 104V103H110ZM134 104V103H133ZM159 104H160V102H159ZM162 104H164V103H162ZM224 104V103H223ZM227 104V103H226ZM225 104V105H226ZM228 104H230V103H228ZM248 105H249V103H247ZM256 104V103H255ZM258 104V103H257ZM13 105V104H12ZM11 105V106H12ZM78 105V104H77ZM109 105V104H108ZM118 105V104H117ZM124 105V104H123ZM135 105H136V102H135ZM134 105V107H136ZM142 105V104H141ZM166 105V104H165ZM168 105V104H167ZM185 105H186V103H185ZM230 105H233V104H230ZM229 105V106H230ZM239 105V104H238ZM26 106V105H25ZM55 106V105H54ZM62 106V105H61ZM116 106V105H115ZM120 106V105H119ZM145 106V105H144ZM193 106H194V104H193ZM222 106H224V105H222ZM234 106V105H233ZM236 106L237 105H235V107L234 108H236ZM250 106V105H249ZM258 106V105H257ZM16 107V106H15ZM90 107V106H89ZM121 107V106H120ZM126 107V106H125ZM143 107V106H142ZM163 107V106H162ZM166 107V106H165ZM165 107H164V109H165ZM171 107V106H170ZM232 107V106H231ZM245 107H247V106H245ZM260 107H261V105H260ZM2 108V107H1ZM0 108V109H1ZM12 108H13V106H12ZM60 108V107H59ZM88 108V107H87ZM133 108V107H132ZM138 108V107H137ZM144 108V107H143ZM168 108V107H167ZM227 108H228V106H227ZM238 108V107H237ZM248 108V107H247ZM93 109V108H92ZM141 109V108H140ZM146 109V108H145ZM162 109V108H161ZM169 109V108H168ZM193 109H195V108H193ZM255 109V108H254ZM253 109V110H254ZM258 109V108H257ZM91 110V109H90ZM137 110V109H136ZM235 110V109H234ZM238 110V109H237ZM2 111V110H1ZM11 111H15V109L14 110H11ZM109 111V110H108ZM130 111V110H129ZM140 111V110H139ZM249 111V110H248ZM78 112H80V111H78ZM120 112V111H119ZM135 112V111H134ZM146 112V111H145ZM232 112V111H231ZM7 113V114H6ZM5 113V115H7V116H9V117H7V118H10V115H8V112H6ZM12 113V112H11ZM11 113H9V114H11ZM15 113V112H14ZM68 113H70V112H68ZM109 113V112H108ZM117 113V112H116ZM130 113H131V111H130ZM140 113V112H139ZM147 113V112H146ZM150 113V112H149ZM168 113H169V111H168ZM192 113H195V112H192ZM88 114V113H87ZM133 114V113H132ZM136 114V113H135ZM142 114V113H141ZM252 114H254V113H252ZM259 114V113H258ZM1 116H2V114H0ZM14 115V114H13ZM77 115V114H76ZM94 115V114H93ZM122 115V114H121ZM193 115V114H192ZM195 115V114H194ZM194 115H193V117H194ZM239 115V114H238ZM249 115V114H248ZM261 115V114H260ZM11 116H12V114H11ZM15 116V115H14ZM19 116V115H18ZM69 116H71L70 114H69ZM80 116V115H79ZM78 116V117H79ZM114 116V115H113ZM120 116V115H119ZM118 116V117H119ZM127 116V115H126ZM129 116V115H128ZM144 116H145V114H144ZM6 117V116H5ZM4 116L2 117V118H0V264H64V262H62L63 260H62V258L60 259H57L59 256H57V258H56V254H57V251L59 250V249H61L60 247H62L64 244H65V256H66V258L65 259H67L66 261H68V260H70V259H72L73 257H75V256H79L78 257V259L76 258V261H78L79 259H81L80 260V262L78 261V262H76V264H119V261H117V259H119V258H116V256L114 257V253H112V249L113 248H111L110 246H112V245H114L113 243L115 242V240L117 239H115L113 236L111 237V234L109 235V232H110V230H109V228H107L108 227V225L107 224H109V225H111L110 223H112L110 220H112V221H114V219L113 218H111V219H109V221H108V223H106V221L108 220H106V221H102L103 220V217L104 216H102L103 214H105V212L107 211L106 210V205H108L109 204V200L110 199H113V201H114V197H112V196H116L115 194H114V192L115 193H117V195H118V193H119V196H121V194H123V196L125 195V193L126 194H128L127 196L129 197V195H130V197H132L136 202H138L137 204H139V203H143L144 204V202H146L150 197H151V194H150V190L149 189H151V188H149L146 184H145V182L142 180V181H140L139 179L140 178H143L144 176L141 174V173H137V174H139V175H137L136 173H133V174H135V175H132V176H137V178H138V176H141V177H139V179H137V180H139V181H137V180H135V179H133V180H130V181H128L127 179L129 178V175H131V174H129V173H127V174H129L128 175V177H127V179H126V177H124L125 179L124 180H127L126 182H121V180H119V178L121 179L123 176H126L127 174H123V176L122 175H120L119 176V174H117V170H118V172H119V169H120V171H121V165H120V168H117L116 166H115V168H117V170L115 171V170H112V172L111 173H115V175L117 174L118 176H119V178L117 179V180H119V181H116L115 180V178H113L114 179V181H113V179L111 180V178L113 177L112 176V174H111V178H110V180H111V184H112V182L114 183L115 181V183L112 185V186H110V187H108L109 186V184L108 185H106V187H108V188H106L105 189V187H104V191H100V193L98 192V194L96 193L95 194V196H89V194H87L86 193V195L87 196H84L85 195V193L83 192V191H81L82 193H84V195H82V194H80V195H82V196H76L77 197V199H73V198H68L66 195H64V187H61L62 185L63 186H68V184H67V182L65 183V180H64V178H63V180H64V183L65 184H67V185H65V184H60V186L58 185V184H54L53 183V178L50 180V176H51V174H52V172H53V170L52 169H50V166H49V164L47 163V159L49 158V156L47 157V159H45V158H42V156L44 155L45 156V154L43 153L44 151H43V140L44 139H47V136H45V133L44 132H46V130L43 132L42 130H44L45 128H47L46 126H44L45 128L44 129H42V128H40L39 129V127H42L43 126V124H41V126H39V127H35V125H34V121H31L30 123H32L33 124V126H29L30 127V137H28V140H29V138H30V140L29 141H27V142H30V143H28V144H30L28 147L29 148H27V146L25 145V142H24V140L26 141V139H27V137H24L23 135H25V134H23L22 132H21V130L19 131L18 129L20 128V127H18L19 125H14L13 123H11L12 121H10L9 123L10 124H7L8 123V121H9V119H8V121L6 122V121H4V120H2V119H6L7 120V118H5ZM62 117V116H61ZM116 117V116H115ZM114 117V118H115ZM133 117V116H132ZM135 117V116H134ZM141 117V116H140ZM170 117V116H169ZM176 117V116H175ZM184 117V116H183ZM191 117V116H190ZM246 117V116H245ZM249 117V116H248ZM247 117V118H248ZM251 117H253V115L251 116ZM18 118V117H17ZM20 118V117H19ZM18 118V119H19ZM60 118V117H59ZM96 118V117H95ZM120 118H121V116H120ZM136 118V117H135ZM134 118V119H135ZM152 118V117H151ZM255 118V117H254ZM263 118V117H262ZM12 119V118H11ZM14 119H16V117L14 118ZM17 119V120H18ZM71 119V118H70ZM118 119V118H117ZM116 119V120H117ZM131 119V118H130ZM139 119V118H138ZM173 119V118H172ZM171 119V120H172ZM237 119V118H236ZM235 119V120H236ZM261 119V118H260ZM20 120V119H19ZM30 120H32V118L30 119ZM68 120V119H67ZM76 120V119H75ZM89 120V119H88ZM126 120V119H125ZM132 120V119H131ZM146 120V119H145ZM184 120V119H183ZM190 120V119H189ZM264 120V119H263ZM16 121V120H15ZM54 121V120H53ZM71 122H72V120H70ZM84 121V120H83ZM139 121H142V120H139ZM152 121V120H151ZM165 121V120H164ZM168 121H170V120H168ZM168 121H167V123H168ZM179 121V120H178ZM191 121V120H190ZM194 121H196V120H194ZM237 121V120H236ZM244 121V120H243ZM248 121V120H247ZM250 121V120H249ZM39 122V121H38ZM37 122V123H38ZM60 122V121H59ZM75 122V121H74ZM79 122V121H78ZM85 122V121H84ZM129 122V121H128ZM145 122H147V121H145ZM197 122V121H196ZM253 122V121H252ZM256 122V121H255ZM6 123V124H5ZM36 123V121H35V124H37ZM41 123V122H40ZM65 123V122H64ZM81 123V122H80ZM79 123V124H80ZM124 123H126V121L124 122ZM133 123V122H132ZM142 123V122H141ZM148 123V122H147ZM154 123V122H153ZM175 123H176V121H175ZM182 123V122H181ZM241 123V122H240ZM244 123V122H243ZM11 124H13V125H11ZM53 125H54V123H52ZM56 124V123H55ZM78 124V125H79ZM88 124H90V123H88ZM128 124V123H127ZM149 124H150V122H149ZM148 124V125H149ZM253 124H255V123H253ZM258 124H260V123H258ZM11 125V126H10ZM45 125V124H44ZM120 125V124H119ZM122 125V124H121ZM125 125V124H124ZM134 125V124H133ZM136 125V124H135ZM139 125H141V124H139ZM151 125V124H150ZM158 125V124H157ZM184 125V124H183ZM182 125V126H183ZM186 125V124H185ZM188 125H190V124H188ZM195 125V124H194ZM264 125V124H263ZM10 126V127H9ZM14 126V127H13ZM55 126V125H54ZM117 126V125H116ZM123 126V125H122ZM128 126H129V124H128ZM131 126H132V124H131ZM142 126V125H141ZM16 127V128H15ZM35 127V128H34ZM53 127V126H52ZM121 127V126H120ZM136 127V126H135ZM144 127H145V124H144ZM143 127V128H144ZM147 127V126H146ZM150 127V126H149ZM157 127V126H156ZM161 127V126H160ZM188 127V126H187ZM190 127H191V125H190ZM12 128H14V129H12ZM27 128V127H26ZM32 128V129H31ZM68 128H70V127H68ZM81 128V127H80ZM256 128V127H255ZM42 129V130H41ZM55 129V128H54ZM87 129V128H86ZM119 129V128H118ZM138 129V128H137ZM140 129V128H139ZM160 129H162V128H160ZM177 129V128H176ZM181 129V128H180ZM49 130V129H48ZM47 130V131H48ZM61 130V129H60ZM68 130V129H67ZM112 130V129H111ZM146 130V129H145ZM153 130H154V128H153ZM183 130V129H182ZM191 130V129H190ZM16 133H18V134H15V132ZM26 131V130H25ZM71 131V130H70ZM96 131V130H95ZM137 131V130H136ZM184 131V130H183ZM182 131V132H183ZM188 131V130H187ZM28 132V131H27ZM58 132V131H57ZM85 132V131H84ZM146 132H148V131H146ZM160 132V131H159ZM47 133V132H46ZM77 133V132H76ZM154 133V132H153ZM152 133V134H153ZM186 133V132H185ZM184 133V134H185ZM13 134V135H12ZM20 134H22V135H20ZM28 134V133H27ZM114 134V133H113ZM151 134V135H152ZM161 134V133H160ZM187 134V133H186ZM12 135V136H11ZM16 137H19V138H16ZM18 135V136H17ZM47 135H49V133L47 134ZM98 135V134H97ZM106 135V134H105ZM170 135H171V133H170ZM67 136V135H66ZM84 136V135H83ZM96 136V135H95ZM99 136V135H98ZM123 136V135H122ZM155 136H156V133H155ZM179 136H181V135H179ZM184 136V135H183ZM189 136V135H188ZM187 136V137H188ZM15 137V138H14ZM49 137V136H48ZM76 137V136H75ZM89 137V136H88ZM114 137H115V134H114ZM150 137V136H149ZM158 137H160V136H158ZM25 138V139H24ZM54 138H55V136H54ZM71 138V137H70ZM117 138V137H116ZM119 138V137H118ZM126 138V137H125ZM147 138V137H146ZM180 138V137H179ZM67 139V138H66ZM123 139V138H122ZM127 139V138H126ZM137 139V138H136ZM156 139V138H155ZM173 139V138H172ZM184 139H187V138H184ZM193 139V138H192ZM63 140V139H62ZM88 140V139H87ZM99 140V139H98ZM105 140V139H104ZM106 140H108L109 141V139H106ZM119 140V139H118ZM157 141L158 140H160V139H156ZM182 140V139H181ZM196 140V139H195ZM58 141V140H57ZM81 141H82V139H81ZM86 141V140H85ZM101 141V140H100ZM115 141V140H114ZM134 141V140H133ZM144 141V140H143ZM186 141V140H185ZM191 141V140H190ZM197 141V140H196ZM45 142H46V140H45ZM44 142V143H45ZM119 142V141H118ZM151 142V141H150ZM154 142V141H153ZM184 142V141H183ZM57 143V142H56ZM75 143V142H74ZM80 143V142H79ZM87 143V142H86ZM91 143V142H90ZM101 143V142H100ZM116 143V142H115ZM146 143H148V142H146ZM145 143V144H146ZM170 143V142H169ZM172 143V142H171ZM179 143H181V141L179 142ZM188 143H189V141H188ZM47 144V143H46ZM97 144H99V143H97ZM127 144V143H126ZM135 144V143H134ZM140 144V143H139ZM155 144V143H154ZM159 144V143H158ZM184 144V143H183ZM191 144V143H190ZM189 144V145H190ZM192 144H194V142H193V140H192ZM197 144V143H196ZM74 145V144H73ZM77 145V144H76ZM87 145V144H86ZM102 145V144H101ZM114 145V144H113ZM123 145V144H122ZM129 145H130V143H129ZM131 145H133V144H131ZM138 145V144H137ZM151 145V144H150ZM156 145V144H155ZM155 145H153V146H155ZM34 146V147H33ZM78 146V145H77ZM104 146V145H103ZM119 146V145H118ZM120 146H121V143H120ZM119 146V147H120ZM143 146V145H142ZM152 146V145H151ZM162 146V145H161ZM180 146V145H179ZM192 146V145H191ZM54 147V146H53ZM111 147H112V145H111ZM129 147V146H128ZM145 147H146V145H145ZM170 147H171V145H170ZM169 147V148H170ZM189 147V146H188ZM45 148V147H44ZM68 148V147H67ZM74 148H76V147H74ZM104 148V147H103ZM133 148V147H132ZM135 148V147H134ZM137 148V147H136ZM144 148V147H143ZM142 148V149H143ZM150 148V147H149ZM209 148V147H208ZM212 148V147H211ZM31 149V151H33V150H37V153H38V155L40 154V156H36V158L34 157V158H32V156H30L29 155V150ZM47 149H48V147H47ZM78 149V148H77ZM94 149V148H93ZM99 149V148H98ZM101 149V148H100ZM124 149H125V147H124ZM127 149V148H126ZM129 149V148H128ZM151 149L152 148H150V151H151ZM168 149V148H167ZM179 149V148H178ZM181 149V148H180ZM185 149H186V147H185ZM191 149V148H190ZM194 149V148H193ZM80 150V149H79ZM96 150V149H95ZM130 150H131V148H130ZM139 150V149H138ZM141 150V149H140ZM144 150V149H143ZM198 150V149H197ZM29 151V152H28ZM142 151V150H141ZM145 151V150H144ZM187 151H189V149L187 150ZM213 151V150H212ZM47 152V151H46ZM71 152V151H70ZM105 152V151H104ZM135 152H136V150H135ZM149 152V151H148ZM147 152V153H148ZM157 152V151H156ZM186 152V151H185ZM191 152H192V150H191ZM193 152H195V151H193ZM32 152H30V154H31ZM34 153V152H33ZM36 153V154H37ZM43 153V154H42ZM67 153V152H66ZM72 153H74V152H72ZM78 153V152H77ZM120 153V152H119ZM140 152H138V154H139ZM143 153V152H142ZM153 153H155V152H153ZM158 153V152H157ZM180 153H181V151H180ZM183 153V152H182ZM63 154V153H62ZM65 154V153H64ZM79 154V153H78ZM134 154V153H133ZM150 154V153H149ZM193 154V153H192ZM121 155V154H120ZM137 155V154H136ZM143 155H145L144 153H143ZM151 155V154H150ZM155 155V154H154ZM183 155V154H182ZM35 156V155H34ZM52 156V155H51ZM62 156V155H61ZM66 156V155H65ZM68 156V155H67ZM103 156V155H102ZM128 156H130V155H128ZM141 156V155H140ZM148 156V155H147ZM157 156V155H156ZM186 156V155H185ZM72 157V156H71ZM75 157V156H74ZM120 157V156H119ZM133 157V156H132ZM131 157V158H132ZM155 157V156H154ZM58 158V157H57ZM64 158V157H63ZM62 158V159H63ZM95 158V157H94ZM107 158V157H106ZM123 159L125 158V157H122ZM136 158V157H135ZM134 158V159H135ZM138 158H139V156H138ZM144 158H146V157H144ZM189 158V157H188ZM125 159H127V158H125ZM129 159H130V157H129ZM141 159V158H140ZM140 159H139V161H140ZM147 159H149V158H147ZM151 159H152V156H151ZM59 160V159H58ZM61 160V159H60ZM138 160V159H137ZM136 160V161H137ZM144 160V159H143ZM143 160H141V161H143ZM109 161V160H108ZM115 161V160H114ZM129 161H131V159L129 160ZM135 161V160H134ZM134 162L133 163V165L136 163H138L139 161H137V162ZM140 161V162H141ZM145 161V160H144ZM146 161H149V160H146ZM151 161V160H150ZM156 161V160H155ZM59 162V161H58ZM65 162H67V161H65ZM132 162V161H131ZM139 162V163H140ZM157 162V161H156ZM44 163H47L48 165H44ZM61 164L59 165V166H61L62 165V163H63V161L62 162H60ZM86 163V162H85ZM106 163V162H105ZM108 163V162H107ZM112 163V162H111ZM111 163H110V167H111ZM122 163V162H121ZM120 163V164H121ZM127 163H128V161H127ZM147 163H149V162H147ZM56 164V163H55ZM65 164V163H64ZM80 164V163H79ZM83 164V163H82ZM87 164H88V162H87ZM92 164V163H91ZM101 164H103L102 162H101ZM113 164V163H112ZM132 164V163H131ZM135 164V165H136ZM188 164V163H187ZM198 164V163H197ZM67 165V164H66ZM90 165V164H89ZM93 165V164H92ZM99 165V164H98ZM116 165V164H115ZM119 165V164H118ZM130 164H127V167L129 166ZM134 165V166H135ZM142 165H144V163L142 164ZM57 166V165H56ZM65 166V165H64ZM64 166H62V167H64ZM103 166H105V165H103ZM132 166V165H131ZM134 166L133 167H131L130 168V170L132 169L133 170V168H134ZM137 166H139L138 164H137ZM136 166V167H137ZM180 166V165H179ZM189 166V165H188ZM192 166V165H191ZM194 166V165H193ZM202 166V165H201ZM53 167V166H52ZM58 167V166H57ZM80 167H82V166H80ZM127 167H125L127 170L129 169V168H127ZM135 167V168H136ZM142 167V166H141ZM145 167V166H144ZM59 168V167H58ZM82 168H84V166L82 167ZM86 168V167H85ZM106 168H107V166H106ZM124 168V167H123ZM139 168V167H138ZM189 167H187V169H188ZM202 168V167H201ZM55 169V168H54ZM57 169V168H56ZM95 170H96V168H94ZM108 169H109V167H108ZM111 169V168H110ZM141 169V168H140ZM186 169V170H187ZM199 169V168H198ZM212 169V168H211ZM58 170V169H57ZM61 170H62V168H61ZM64 171H65V169H63ZM62 170V171H63ZM67 170H69V168L67 169ZM95 170H94V173H95ZM98 170V169H97ZM104 170L105 171H103L104 173H110V171H107V169H105V167H104ZM146 170V169H145ZM60 171V170H59ZM84 171V170H83ZM99 171V170H98ZM97 171V172H98ZM101 171H102V169H101ZM107 171V172H106ZM115 171V172H114ZM126 171V170H125ZM61 172V171H60ZM100 172V171H99ZM127 172V171H126ZM142 172V171H141ZM145 172V171H144ZM184 172V171H183ZM194 172H195V170H194ZM55 173V172H54ZM58 173V172H57ZM57 173H55L54 175H59V174H57ZM87 173V172H86ZM92 173V172H91ZM187 173V172H186ZM237 173V172H236ZM61 174H63V172L61 173ZM65 175H66V172L64 173ZM80 174V173H79ZM82 174V173H81ZM101 174H103L102 172H101ZM105 174V175H106ZM121 174V173H120ZM196 174V173H195ZM54 175H52V177L54 176ZM104 175V176H105ZM110 175V174H109ZM114 175V176H115ZM178 175V174H177ZM183 175V174H182ZM194 175V174H193ZM64 176V175H63ZM62 176V177H63ZM92 176V175H91ZM95 176V175H94ZM96 176H102V175H100L99 173L97 174L96 173ZM95 176V177H96ZM132 176H131V178H132ZM248 176V175H247ZM59 178L61 177L60 175L58 176ZM62 177H61V180H62ZM69 177V176H68ZM95 177H94V179H95ZM110 177V176H109ZM109 177H108V180H109ZM146 177V176H145ZM144 177V178H145ZM187 177V176H186ZM222 177H224V176H222ZM229 177V176H228ZM250 177V176H249ZM252 177H254V176H252ZM56 178V177H55ZM58 178V179H59ZM76 178V177H75ZM92 178V177H91ZM98 178V177H97ZM96 178V180H100L101 182H102V180L104 181V178L103 177H100V179H97ZM195 178V177H194ZM245 178V177H244ZM248 178V177H247ZM262 178V177H261ZM94 179H92V180H94ZM123 179V178H122ZM130 179V178H129ZM223 179V178H222ZM234 179H236V178H234ZM69 180V179H68ZM107 180V179H106ZM105 180V181H106ZM145 180H146V178H145ZM190 180V179H189ZM220 180V179H219ZM258 180V179H257ZM260 180V179H259ZM150 181V180H149ZM161 181V180H160ZM177 181V180H176ZM175 181V182H176ZM197 181V180H196ZM244 181H245V179H244ZM63 182V181H62ZM92 182V181H91ZM91 182H90V184L89 185H91ZM95 182H97V181H95ZM167 182V181H166ZM191 182H192V180H191ZM193 182H194V180H193ZM192 182V183H193ZM221 183H222V181H220ZM232 182V181H231ZM230 182V183H231ZM239 182V181H238ZM72 183V182H71ZM75 183V182H74ZM82 183V182H81ZM98 183V182H97ZM97 183H96V186H97ZM168 183V182H167ZM220 183V184H221ZM226 183V182H225ZM228 183V182H227ZM226 183V184H227ZM236 183V182H235ZM244 183V182H243ZM246 183V182H245ZM70 184V183H69ZM122 184H125L124 185V187H126V188H122ZM150 184V183H149ZM157 184V183H156ZM176 184H178V183H176ZM188 184V183H187ZM195 184V183H194ZM224 184V183H223ZM234 184V183H233ZM247 184V183H246ZM258 184V183H257ZM77 185V184H76ZM83 185H84V183H83ZM83 185H81V184H78V186L76 187V189H85L86 187H88V186H86V185H88V183L85 185V186H83ZM127 185V186H126ZM165 185H168V184H165ZM173 185V184H172ZM190 185V184H189ZM244 185V184H243ZM255 185V184H254ZM92 186V185H91ZM90 186V187H91ZM105 186V185H104ZM173 186H175V185H173ZM192 186V185H191ZM242 186V185H241ZM89 187V188H90ZM165 187V186H164ZM184 187V186H183ZM188 187V186H187ZM195 187V186H194ZM222 187H224L223 185H222ZM221 187V188H222ZM240 187V186H239ZM89 188L87 189V190H89ZM120 188H121V190H120ZM153 188V187H152ZM185 188V187H184ZM227 188V187H226ZM91 189V188H90ZM95 189H96V187H95ZM103 189V188H102ZM178 189V188H177ZM189 189V188H188ZM238 189V188H237ZM251 189V188H250ZM253 189V188H252ZM258 189V188H257ZM80 190H78V191H80ZM192 190V189H191ZM231 190V189H230ZM84 191H86V190H84ZM91 191V190H90ZM117 191H120V192H117ZM221 191V190H220ZM239 191V190H238ZM89 192V191H88ZM91 192H93V191H91ZM151 192H152V190H151ZM157 192V191H156ZM173 192V191H172ZM183 192V191H182ZM186 192V191H185ZM236 192V191H235ZM257 192H258V190H257ZM256 192V193H257ZM74 193V192H73ZM76 193H79V192H77V190H76ZM221 193V192H220ZM238 193V192H237ZM260 193V195L262 196V194H261V192H259ZM67 194V193H66ZM71 194V193H70ZM94 193H92V195H93ZM188 194V193H187ZM191 194V193H190ZM234 194V193H233ZM254 194V193H253ZM73 195H75V193L73 194ZM91 195V194H90ZM179 195V194H178ZM242 195V194H241ZM264 195V194H263ZM69 197H70V195H68ZM118 196V199L120 198ZM126 196V195H125ZM231 196V195H230ZM254 196H255V194H254ZM71 197H73V196H71ZM75 197V198H76ZM217 197V196H216ZM256 197V196H255ZM116 198H117V196H116ZM132 198H130L131 200H132ZM173 198V197H172ZM212 198V197H211ZM214 198V197H213ZM212 198V199H213ZM222 198L223 197H221V200H222ZM257 198V197H256ZM69 199V200H68ZM122 199V198H121ZM217 199V198H216ZM219 199H220V195H219ZM128 200V199H127ZM169 200V199H168ZM178 200H181V199H178ZM187 200V199H186ZM243 200V199H242ZM263 200V199H262ZM109 201V202H108ZM113 201H111V202H113ZM133 201V200H132ZM170 201V200H169ZM181 201H183V200H181ZM180 201V202H181ZM214 201H216V200H214ZM217 201H219V200H217ZM216 201V202H217ZM223 201V200H222ZM231 201V200H230ZM241 201V200H240ZM110 202V203H111ZM178 202V201H177ZM108 203V204H107ZM224 203V202H223ZM226 203V202H225ZM242 203H245L244 201L242 202ZM261 203V202H260ZM172 204H173V202H172ZM183 203H181V205H182ZM217 204H218V202H217ZM248 204V203H247ZM246 204V205H247ZM250 204V203H249ZM255 204V203H254ZM109 205H111V204H109ZM108 205V206H109ZM129 205V204H128ZM127 205V206H128ZM221 205V204H220ZM219 205V206H220ZM222 205H224V204H222ZM241 205V204H240ZM244 206H246L245 204H243ZM262 205H264V204H262ZM147 206V205H146ZM171 206V205H170ZM226 206H227V204H226ZM233 206V205H232ZM252 206V203H251V205H250V207ZM255 206H257V204L255 205ZM131 207V206H130ZM148 207V206H147ZM182 207V206H181ZM248 207V206H247ZM247 207H246V209H247ZM258 207V206H257ZM109 207H107V209H108ZM158 208V207H157ZM174 208V207H173ZM217 208V207H216ZM225 208H227V207H225ZM224 208V209H225ZM241 208V207H240ZM256 208V207H255ZM113 209V208H112ZM181 209V208H180ZM221 209V208H220ZM228 209H230V208H228ZM232 209V208H231ZM234 209V208H233ZM237 209V208H236ZM251 210L253 209V207L252 208H250ZM106 210V211H105ZM139 210V209H138ZM218 210V209H217ZM118 211V210H117ZM135 211V210H134ZM144 211V210H143ZM183 211V210H182ZM220 211V210H219ZM230 211V210H229ZM239 211V210H238ZM246 211V210H245ZM253 211V210H252ZM251 211V212H252ZM109 212V211H108ZM107 212V213H108ZM112 212V211H111ZM122 212V211H121ZM128 212H129V210H128ZM177 212V211H176ZM216 212V211H215ZM215 212H213V213H215ZM221 212H223V209H222V211ZM221 212H220V215L219 216H222L221 215ZM240 212V211H239ZM256 212V211H255ZM120 213V212H119ZM130 213V212H129ZM217 213V212H216ZM215 213V215L217 216V214ZM225 213V212H224ZM227 213H230V212H227ZM236 213V212H235ZM245 213V212H244ZM110 213H108L107 215L108 216H112V214H110ZM118 214V213H117ZM124 214V213H123ZM127 214V213H126ZM142 214V213H141ZM141 214H139V215H141ZM232 214H234V213H231V216L230 217H232ZM238 214V213H237ZM247 214V213H246ZM263 214V213H262ZM116 215V214H115ZM115 215H113L114 217H116L117 218V216H115ZM214 215V216H215ZM224 215V214H223ZM239 215V214H238ZM244 215V214H243ZM242 215V216H243ZM251 215V214H250ZM252 215H253V213H252ZM255 215V214H254ZM107 216V217H108ZM137 216V215H136ZM215 216V217H216ZM227 216V215H226ZM225 216V217H226ZM256 216V215H255ZM263 216V215H262ZM106 216H105V219L107 218ZM131 217V216H130ZM134 217H135V215H134ZM140 217V216H139ZM240 217V216H239ZM239 217H237V218H239ZM257 217V216H256ZM255 217V218H256ZM261 217V214H260V216H259V218ZM210 218L212 219V217L210 216ZM209 218V219H210ZM214 218V217H213ZM222 217H220V219H218L219 220V222H221V223H223L222 222V220L224 221V219L222 218ZM254 218V217H253ZM128 219V218H127ZM135 219H137V218H135ZM215 219V218H214ZM228 219H230V218H228ZM242 219H244V218H242ZM242 219H238L239 221H240V223L243 225V223H244V221L245 220H243V222H241V220ZM261 219H263V218H261ZM116 220V219H115ZM119 220V219H118ZM166 220H168V219H166ZM236 220V219H235ZM237 220V221H238ZM137 221V220H136ZM209 221V220H208ZM234 221V220H233ZM237 221H236V224H237ZM238 221V222H239ZM120 222H122V221H120ZM248 222V221H247ZM246 222V223H247ZM227 223V222H226ZM230 223V222H229ZM231 223H232V221H231ZM230 223V224H231ZM235 223V222H234ZM240 223H238V225L240 224ZM246 223H244V228H246L247 229V225H249L248 223L246 224ZM254 223V222H253ZM252 223V224H253ZM116 224V223H115ZM225 224V223H224ZM67 227H66V226ZM119 225V224H118ZM118 225H116V226H118ZM227 225H228V223H227ZM234 225V224H233ZM241 225V226H242ZM246 225V226H245ZM257 225H259L258 223H257ZM62 226L63 227H65V229H63V230H65V231H67V229L68 228H70V231L69 232H67L66 234H63L62 233V231H61V229L60 228H62ZM69 226V227H68ZM116 226H115V228H116ZM218 226V225H217ZM224 226V225H223ZM234 226H236V225H234ZM240 226V225H239ZM111 227H112V225L110 226V229H111ZM222 227V226H221ZM226 227V226H225ZM113 228V227H112ZM153 228V227H152ZM222 228H224V227H222ZM227 228V227H226ZM241 228V227H240ZM248 228L249 229H247L248 231H250V232H248V234L250 233V235H249V239H248V241L247 242H249V240H250V242H252L253 244H255L256 246H257V244H259L260 242H259V240H257V236L259 235V234H257L256 233V236L254 237V236H252L251 238H250V236L251 235H253V231H254V229H253V231H252V229L250 228V226H248ZM60 229V230H59ZM219 229V228H218ZM237 229H239V228H237ZM237 229H234L233 230V226H232V229L231 230H233L234 232L233 233H235V234H232L231 232V234H232V236L231 235H228V236H231V238L230 239H232V238H234V235L237 237V235H238V233H236L235 232V230L237 231ZM243 229V228H242ZM242 229H239V230H242ZM55 230V231H54ZM59 230V231H58ZM112 230V229H111ZM223 230V229H222ZM229 230H230V226H229ZM229 230H228V232H229ZM237 231V232H240V231ZM247 230H245L246 232H247ZM173 231V230H172ZM243 231V233H244V230H242ZM51 232H57L58 233V237H61V239L64 241V243H63V245L62 244H60V245H62V246H60V247H58L59 249H57L56 250V248H55V250H56V254L54 253V254H52V253H50V247L48 248L47 247V243L48 242H46V241H48V239L46 240V238L47 237H49L50 236V234H51ZM62 233V234H59V233ZM112 232V231H111ZM165 232V231H164ZM181 232V231H180ZM218 232V231H217ZM225 232H227V231H225ZM117 233V232H116ZM153 233H155V232H153ZM162 233H163V231H162ZM167 233V232H166ZM173 233V232H172ZM242 233V232H241ZM239 234V235H242V234ZM114 234H115V231H114ZM114 234H112V235H114ZM119 234V233H118ZM179 234V233H178ZM220 234V233H219ZM229 234V233H228ZM55 235H57V234H55ZM116 235V234H115ZM177 235V234H176ZM221 235V234H220ZM224 235V234H223ZM243 235H245V233L243 234ZM254 235H255V233H254ZM110 236V237H109ZM169 236V235H168ZM182 236V235H181ZM116 237V236H115ZM177 237H178V235H177ZM200 237V236H199ZM219 237V236H218ZM51 238H53V237H51ZM110 238L111 239H113L114 240V242L113 241H111L110 240ZM192 238V237H191ZM205 238V237H204ZM238 238V237H237ZM242 238H244V237H242ZM247 238H248V236H247ZM256 238V240L257 241H254V239ZM50 239V238H49ZM55 239V238H54ZM57 239V238H56ZM60 238H59V243H60V240H61ZM179 239V238H178ZM214 239V238H213ZM51 240V239H50ZM49 240V241H50ZM58 240V239H57ZM61 240V241H62ZM182 240V239H181ZM193 240V239H192ZM209 240V239H208ZM215 240V239H214ZM222 240V239H221ZM228 240V239H227ZM234 240H235V238H234ZM236 240H238V239H236ZM240 240H241V238H240ZM243 240V239H242ZM54 241V240H53ZM110 241H111V243H112V245H111V243H110ZM190 241V240H189ZM188 241V242H189ZM195 241V240H194ZM193 241V242H194ZM203 241V240H202ZM218 241V240H217ZM223 241V240H222ZM56 242V241H55ZM125 242V241H124ZM158 242H160V241H158ZM182 242V241H181ZM187 242V243H188ZM192 242V243H193ZM206 242V241H205ZM208 242V241H207ZM210 242H213V241H210ZM216 242V241H215ZM232 242H233V240H232ZM236 243H237V241H235ZM245 241H243V243H244ZM258 242V243H257ZM49 243H51V242H49ZM54 243V242H53ZM119 243V242H118ZM200 243V242H199ZM230 243V242H229ZM252 243H248V245H249V247H250V245L252 244ZM58 244V243H57ZM117 244V243H116ZM183 244V243H182ZM186 244V243H185ZM197 244V243H196ZM206 244V243H205ZM225 244V243H224ZM239 244V241H238V243L237 244H235V246L234 245H232V248L234 249V251L236 250V252H237V249H238V247H236V245H238ZM240 244H241V241H240ZM239 244V245H240ZM247 244V243H246ZM252 244V245H253ZM50 245H52V243L50 244ZM173 245V244H172ZM175 245V244H174ZM187 245V244H186ZM195 245V244H194ZM203 245H204V243H203ZM216 245V244H215ZM218 245V244H217ZM216 245V246H217ZM238 245V246H239ZM242 245H244V244H242ZM242 245H240V246H242ZM254 245V246H255ZM59 246V245H58ZM121 246V245H120ZM181 246V245H180ZM207 246V245H206ZM205 246V247H206ZM213 246H214V244H213ZM215 246V247H216ZM220 246V245H219ZM236 248H234V247ZM246 246V245H245ZM255 246V247H256ZM259 246H260V244H259ZM258 246V247H259ZM54 247V246H53ZM64 247V246H63ZM62 247V248H63ZM187 247V246H186ZM223 247H225V246H223ZM227 247V246H226ZM251 247H253V246H251ZM52 248V247H51ZM134 248V247H133ZM176 248H178V247H176ZM181 248V247H180ZM211 248V246H209V249ZM214 248V247H213ZM229 248H231V246L229 247ZM231 248V249H232ZM240 248V247H239ZM254 248V247H253ZM257 248V247H256ZM255 248V249H256ZM260 248V247H259ZM117 249V248H116ZM121 249V248H120ZM51 250H53V249H51ZM54 250V251H55ZM123 250V249H122ZM135 250V249H134ZM133 250V251H134ZM175 250V249H174ZM180 250V249H179ZM189 250V249H188ZM203 250H206V248L204 249L203 248ZM210 250H212L213 251V249H210ZM210 250H208L209 251V254H210ZM215 251H217L216 249H214ZM228 250V249H227ZM226 250V251H227ZM240 250H242V249H240ZM261 250H263V249H261ZM63 251V252H64ZM119 251V250H118ZM136 251V250H135ZM168 251V250H167ZM202 251V250H201ZM207 250H206V252H208ZM214 251V252H215ZM220 251H221V249H220ZM249 251V250H248ZM52 252V251H51ZM58 252H61V250L60 251H58ZM121 252V251H120ZM123 252H124V250H123ZM178 252V251H177ZM205 252V251H204ZM203 252V253H204ZM213 252V253H214ZM62 253V252H61ZM117 253H119V252H117ZM122 253V252H121ZM120 253V254H121ZM126 253L127 252H125V254H124V256L123 257H129V256H127L126 255ZM181 253V252H180ZM189 253V252H188ZM196 253V252H195ZM221 253L223 254H221L222 255V257L223 258H226L228 261H226V259H225V261L226 262H230L231 264H239L240 262H237V261H239L238 260V258L236 259V261L234 262V260H231V257H232V255L230 256V254H233V253H225V254H227V255H224V252H222L221 251ZM239 253V252H238ZM248 253V252H247ZM260 253V252H259ZM128 254V253H127ZM134 254V253H133ZM137 254H138V252H137ZM199 254V253H198ZM208 254V253H207ZM207 254H205L203 257L204 258H209L210 257V255H208L207 257H205ZM215 254H216V257H215V259L217 258V257H220V255L218 254V253H216L215 252ZM215 254H214V256H215ZM218 254V255H217ZM264 254V253H263ZM57 255H60V254H57ZM126 255V256H125ZM145 255V254H144ZM201 255H202V252H201ZM236 255V254H235ZM118 256V255H117ZM121 256V255H120ZM136 256V255H135ZM134 256V257H135ZM183 256V255H182ZM62 257V256H61ZM131 257V256H130ZM134 257H132V259H134V263L136 264V262L138 261V259H136V258H134ZM143 257V256H142ZM179 257H180V255H179ZM202 257V256H201ZM202 257V258H203ZM262 257V256H261ZM116 258V259H115ZM203 258V259H204ZM212 260H213V258L212 257H210ZM209 258V259H210ZM148 259H149V257H148ZM189 259V258H188ZM195 259H196V257H195ZM203 259H201V260H203ZM206 259H204L203 261H201V263L202 262H204V261H206ZM209 259H207V261H206V264L207 263H209V264H212V263H210V260ZM234 259V258H233ZM120 260H122V257H121V259ZM124 260V259H123ZM122 260V261H123ZM147 260V259H146ZM157 260V259H156ZM172 260V259H171ZM187 260V259H186ZM211 260V261H212ZM218 260H220L219 262H218ZM218 260H216V262H218V263H216V264H220V263H224L223 261H224V259H223V261H222V259H219L218 258ZM126 261H128L129 262V258H127V260H126V258H125V261L124 262H122V263H124L125 264V262ZM131 262V264H132V262H133V260H130ZM165 261V260H164ZM241 261V260H240ZM118 262V263H117ZM121 262V261H120ZM128 262H126V263H128ZM176 262V261H175ZM178 262V261H177ZM213 262V261H212ZM225 262V263H226ZM122 263H120V264H122ZM129 263V264H130ZM138 263H139V261H138ZM137 263V264H138ZM141 263V262H140ZM214 263V262H213ZM73 264H75V263H73ZM204 264V263H203ZM229 264V263H228ZM240 264H242V263H240Z\"/></svg>",
	"mask_w": 264,
	"mask_h": 264
}]
</instances>
